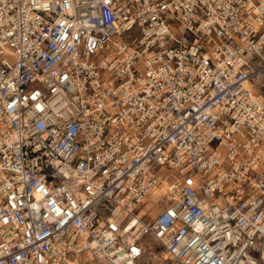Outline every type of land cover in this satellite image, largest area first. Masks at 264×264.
Listing matches in <instances>:
<instances>
[{"label":"built area","instance_id":"2783aa9c","mask_svg":"<svg viewBox=\"0 0 264 264\" xmlns=\"http://www.w3.org/2000/svg\"><path fill=\"white\" fill-rule=\"evenodd\" d=\"M158 250L264 264V0H0V264Z\"/></svg>","mask_w":264,"mask_h":264},{"label":"rangeland","instance_id":"374dc122","mask_svg":"<svg viewBox=\"0 0 264 264\" xmlns=\"http://www.w3.org/2000/svg\"><path fill=\"white\" fill-rule=\"evenodd\" d=\"M143 245H144V247L149 248L152 245V240L150 238L143 240ZM165 258H166V256H164V254L162 253V250H158V252L148 253V255L146 256V260L149 262V264L150 263L151 264H159L158 260L161 259V261H165ZM152 260H153V262H152Z\"/></svg>","mask_w":264,"mask_h":264},{"label":"bare ground","instance_id":"6f19581e","mask_svg":"<svg viewBox=\"0 0 264 264\" xmlns=\"http://www.w3.org/2000/svg\"><path fill=\"white\" fill-rule=\"evenodd\" d=\"M163 254H164V256H166L167 257V253L166 252H163ZM146 259V258H145ZM147 261V260H146Z\"/></svg>","mask_w":264,"mask_h":264}]
</instances>
